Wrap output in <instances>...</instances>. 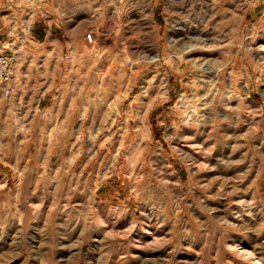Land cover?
Segmentation results:
<instances>
[{"label": "rangeland", "instance_id": "374dc122", "mask_svg": "<svg viewBox=\"0 0 264 264\" xmlns=\"http://www.w3.org/2000/svg\"><path fill=\"white\" fill-rule=\"evenodd\" d=\"M4 45L0 264H264V0H0Z\"/></svg>", "mask_w": 264, "mask_h": 264}, {"label": "built area", "instance_id": "2783aa9c", "mask_svg": "<svg viewBox=\"0 0 264 264\" xmlns=\"http://www.w3.org/2000/svg\"><path fill=\"white\" fill-rule=\"evenodd\" d=\"M88 41L93 40L91 33L87 34ZM17 60L15 53L6 51L0 52V85L11 83L16 76Z\"/></svg>", "mask_w": 264, "mask_h": 264}, {"label": "crops", "instance_id": "0c3cea01", "mask_svg": "<svg viewBox=\"0 0 264 264\" xmlns=\"http://www.w3.org/2000/svg\"><path fill=\"white\" fill-rule=\"evenodd\" d=\"M16 23H17V21H15ZM15 23V24H16ZM7 30V35H12V34H14V33H16V31H17V28H16V26L15 25H13L12 27H11V29H9V27H8V29H6ZM2 51H6V52H10V53H15V56H16V60H17V71L19 70V69H22V65H23V61L21 62V61H19L18 62V59L20 60V55L18 56V54L20 53V50L18 51L17 49H15L14 47H9V46H2V49H1Z\"/></svg>", "mask_w": 264, "mask_h": 264}, {"label": "bare ground", "instance_id": "6f19581e", "mask_svg": "<svg viewBox=\"0 0 264 264\" xmlns=\"http://www.w3.org/2000/svg\"><path fill=\"white\" fill-rule=\"evenodd\" d=\"M187 46H188V45H187ZM185 47H186V45H185ZM186 48H187V47H186ZM156 57H157V55L155 54V55H152L151 58H152V59H155ZM244 251H245V250H244ZM244 251H243V253H246V255H247L248 252H244ZM198 264H201V263H198Z\"/></svg>", "mask_w": 264, "mask_h": 264}]
</instances>
